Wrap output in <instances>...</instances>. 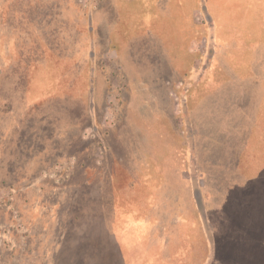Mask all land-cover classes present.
<instances>
[{
	"label": "rangeland",
	"instance_id": "1",
	"mask_svg": "<svg viewBox=\"0 0 264 264\" xmlns=\"http://www.w3.org/2000/svg\"><path fill=\"white\" fill-rule=\"evenodd\" d=\"M0 129V264H264V0H0Z\"/></svg>",
	"mask_w": 264,
	"mask_h": 264
},
{
	"label": "trees",
	"instance_id": "2",
	"mask_svg": "<svg viewBox=\"0 0 264 264\" xmlns=\"http://www.w3.org/2000/svg\"><path fill=\"white\" fill-rule=\"evenodd\" d=\"M10 38H13V37L11 36ZM21 40H22V38L20 39V41ZM16 46H17V44H16ZM23 46L24 45L22 44V46H20V50L17 51L18 52V54H17L18 61H17V65L16 66L14 65V66H15V70H16V67H18V69H21L22 71H24L25 75H26V76H24L26 85H25V88H24V94L22 95L23 96L22 101H25L26 103L29 102L28 104L30 106H28V107H30V109H28V111H27V113H29L31 110L33 112H36L37 109L41 106V103L45 102V100H43V99H40V100H37V101L34 100L33 103L30 104V102L32 100V96H33V94H31V92H32V90H31L32 81H31V73L30 72H31V67L35 63H37V59H36V57L33 56L32 53L23 52ZM22 85H24V84H22ZM68 111H69V113L70 112L72 113L75 110H72V108H71ZM94 115L95 114H94L93 109H92V110H90L89 117L86 116L85 114L84 115L83 114L82 115L79 114L78 117L75 116L72 119H74L73 121H75L82 128H84L85 126H88V125H92L94 127V130H97V125L95 126L96 122H95ZM28 124L29 123L27 121L26 124H25V128L27 129L26 132L23 133V129L17 131L18 136L21 139V140L19 139L17 143L8 142V139L10 137L15 136L14 134H12L11 130L0 129V147L2 145V147H1L2 151H6V150H10V147L7 148L10 143L14 144L15 145L14 146L15 150L17 152H19V155L15 156V157H18L19 159L18 158H14L15 161L21 160V159L23 161H25L29 157H31L33 159V157L35 156V154H33V151L37 148V147H34V146H36V143H39L40 141H43V140H41V138L44 137V136H43L42 133H39L38 127L34 126L29 131V127L26 126ZM79 138H80V135H79ZM24 143L28 144L29 147L28 148L24 147L23 146ZM69 148H70V146L66 145V146H64V149H53L51 151L58 153V150L68 151L67 149H69ZM26 169H27V167H24V165L21 164L20 162H18V163H16L14 165V171H13V173H15V175H13L14 183H20L22 181V178L27 177V175H25ZM77 218H79V217H77ZM18 223H21V222H16L15 225H17Z\"/></svg>",
	"mask_w": 264,
	"mask_h": 264
},
{
	"label": "crops",
	"instance_id": "3",
	"mask_svg": "<svg viewBox=\"0 0 264 264\" xmlns=\"http://www.w3.org/2000/svg\"><path fill=\"white\" fill-rule=\"evenodd\" d=\"M213 241H212V239H208V240H206V242H205V247H207L208 246V249H205V257H206V261L209 259V256H210V254L213 252Z\"/></svg>",
	"mask_w": 264,
	"mask_h": 264
}]
</instances>
